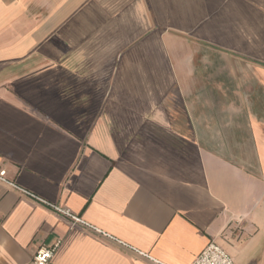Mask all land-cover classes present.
<instances>
[{
	"label": "crops",
	"instance_id": "0c3cea01",
	"mask_svg": "<svg viewBox=\"0 0 264 264\" xmlns=\"http://www.w3.org/2000/svg\"><path fill=\"white\" fill-rule=\"evenodd\" d=\"M0 264H264V0H0Z\"/></svg>",
	"mask_w": 264,
	"mask_h": 264
},
{
	"label": "built area",
	"instance_id": "2783aa9c",
	"mask_svg": "<svg viewBox=\"0 0 264 264\" xmlns=\"http://www.w3.org/2000/svg\"><path fill=\"white\" fill-rule=\"evenodd\" d=\"M0 186L5 187L9 191L18 193L19 195L39 204L41 206L51 209L60 216H64L72 221L73 224H79L88 228H92L89 224L84 222L81 218L72 214L69 210L61 208L51 202L44 200L36 194L26 190L18 185L16 182L10 180L4 170H0ZM59 243L53 247L40 248L33 257V264H49L52 260ZM192 264H235L232 257L218 244L211 242L207 247L196 257Z\"/></svg>",
	"mask_w": 264,
	"mask_h": 264
}]
</instances>
